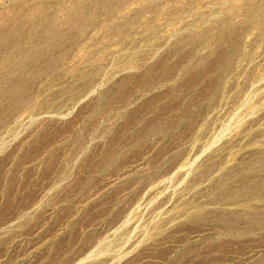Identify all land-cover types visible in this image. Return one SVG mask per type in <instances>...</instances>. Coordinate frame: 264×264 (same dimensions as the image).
Segmentation results:
<instances>
[{"label":"rangeland","instance_id":"rangeland-1","mask_svg":"<svg viewBox=\"0 0 264 264\" xmlns=\"http://www.w3.org/2000/svg\"><path fill=\"white\" fill-rule=\"evenodd\" d=\"M0 264H264V0H0Z\"/></svg>","mask_w":264,"mask_h":264}]
</instances>
